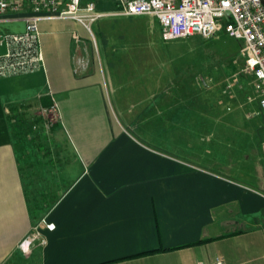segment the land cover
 Segmentation results:
<instances>
[{
	"label": "crops",
	"instance_id": "0c3cea01",
	"mask_svg": "<svg viewBox=\"0 0 264 264\" xmlns=\"http://www.w3.org/2000/svg\"><path fill=\"white\" fill-rule=\"evenodd\" d=\"M81 1L106 13L93 38L72 18L40 20L41 67L0 77V264H264L261 143L254 172L232 177L214 142L215 120L237 130L229 112L166 103L177 77L158 19ZM24 14L0 30H22ZM41 217L54 228L23 252Z\"/></svg>",
	"mask_w": 264,
	"mask_h": 264
},
{
	"label": "built area",
	"instance_id": "2783aa9c",
	"mask_svg": "<svg viewBox=\"0 0 264 264\" xmlns=\"http://www.w3.org/2000/svg\"><path fill=\"white\" fill-rule=\"evenodd\" d=\"M19 11L25 12L21 17L24 28L20 31L0 30V77L29 73L41 67L40 20L72 18L93 38L92 22L106 14L96 10L94 1L0 0V16ZM115 13L154 15L160 24L163 41L194 35L208 38L220 32L242 40L239 48L243 59L242 71L251 75L250 84L255 93L254 96H247L246 101L256 99L264 110V0H117ZM230 89H233L231 82L227 81L224 90ZM225 108L227 112L232 111L230 104ZM43 112L50 121L59 117L54 100L50 106L43 108ZM257 114L255 109L244 111L247 118ZM261 151L264 155V133ZM42 228L52 230L54 223L41 217L21 239L18 247L28 252L35 244H45L46 236ZM214 264H221V259L216 258Z\"/></svg>",
	"mask_w": 264,
	"mask_h": 264
},
{
	"label": "rangeland",
	"instance_id": "374dc122",
	"mask_svg": "<svg viewBox=\"0 0 264 264\" xmlns=\"http://www.w3.org/2000/svg\"><path fill=\"white\" fill-rule=\"evenodd\" d=\"M242 44V40L223 32L208 38L194 35L167 42L169 54L175 61L173 68L177 77L176 87L168 90L170 94L167 95V104L178 103L181 98L183 108L212 113L215 119L226 113L225 107L231 105L232 111L219 119L227 120L237 130L221 133L222 121L215 120L214 142L216 156L222 157L224 165H227L225 171L235 178L245 173H241L242 168L246 171L245 178H248V173L254 172L256 166L252 162L255 159L251 160L247 153L253 151V145H260L264 133V110L259 107L256 99L246 101L247 96H254L255 93L250 84L251 75L242 71L243 59L239 53ZM227 81L231 82L233 89L224 90ZM249 108L257 110L258 114L251 118L245 117L243 112ZM44 113V117L38 119L43 120V125L49 121L48 115ZM38 121H35L36 128ZM217 140H220L219 143ZM243 144H250L247 150L244 149L245 152L241 149ZM238 166L241 168L238 169Z\"/></svg>",
	"mask_w": 264,
	"mask_h": 264
}]
</instances>
